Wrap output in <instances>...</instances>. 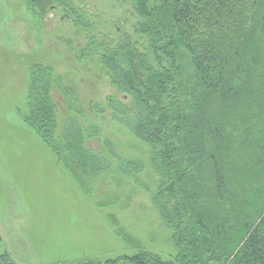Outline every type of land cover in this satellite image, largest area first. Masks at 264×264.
Listing matches in <instances>:
<instances>
[{
    "label": "trees",
    "instance_id": "trees-1",
    "mask_svg": "<svg viewBox=\"0 0 264 264\" xmlns=\"http://www.w3.org/2000/svg\"><path fill=\"white\" fill-rule=\"evenodd\" d=\"M126 1L134 15L135 40L103 48L92 36L83 50L98 56L113 87L128 98L126 103L109 98L110 116L125 118L129 131L148 149L158 174L148 196L171 230L177 253L173 259H161L138 250L104 264H204L192 230L202 228L205 235L211 231L200 211L192 209L199 207L206 191L222 208L238 201L244 189L230 181L226 155L241 146L246 125L249 136L264 126V0ZM27 2L41 14L56 5L74 23H82L70 0ZM54 84L67 108L82 115L78 100L52 68L36 63L29 67L27 109L20 117L60 156L78 187L88 192L87 178L108 172L112 166L102 154L85 146V139L98 134L97 126L87 118L80 122L75 115L68 116L60 141L56 140L57 121L50 98ZM93 108L102 111L98 104ZM103 146L118 170L143 186L137 176L141 160L119 155L107 139ZM191 218L194 222L189 225ZM223 226L215 225L223 230L231 250L226 255L233 263L264 264V209L236 240ZM0 264L17 263L1 251Z\"/></svg>",
    "mask_w": 264,
    "mask_h": 264
},
{
    "label": "rangeland",
    "instance_id": "rangeland-1",
    "mask_svg": "<svg viewBox=\"0 0 264 264\" xmlns=\"http://www.w3.org/2000/svg\"><path fill=\"white\" fill-rule=\"evenodd\" d=\"M70 1L82 23H74L56 5L41 14L27 0H0V252H8L17 264H104L138 250L173 259L177 248L172 232L148 196L158 179L148 149L129 131L125 118L110 116L108 99L126 103L128 98L113 87L98 56L83 50L92 36L103 48L135 40L134 15L126 0ZM36 63L50 66L83 109L82 115L70 111L60 89L51 87L56 140L70 115L97 126L98 134L84 144L112 168L88 177V192L20 117L27 109L29 67ZM244 130L239 150L228 152L225 163L230 181L242 186L243 195L227 209L206 191L199 207L188 208L200 211L212 233L192 230L204 264H235L226 255L231 250L216 223L236 240L264 209V126L251 136L247 125ZM104 139L119 155L141 160L137 176L146 189L118 170ZM193 222L191 218L189 225Z\"/></svg>",
    "mask_w": 264,
    "mask_h": 264
}]
</instances>
